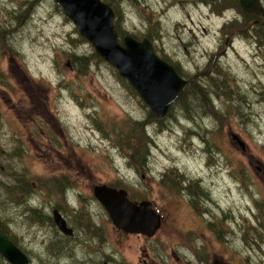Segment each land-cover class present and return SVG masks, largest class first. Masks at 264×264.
Masks as SVG:
<instances>
[{
    "label": "rangeland",
    "instance_id": "1",
    "mask_svg": "<svg viewBox=\"0 0 264 264\" xmlns=\"http://www.w3.org/2000/svg\"><path fill=\"white\" fill-rule=\"evenodd\" d=\"M224 1L115 0L190 82L158 118L53 0H0V233L30 264H264V22ZM102 182L157 206L153 239L120 246Z\"/></svg>",
    "mask_w": 264,
    "mask_h": 264
},
{
    "label": "water",
    "instance_id": "2",
    "mask_svg": "<svg viewBox=\"0 0 264 264\" xmlns=\"http://www.w3.org/2000/svg\"><path fill=\"white\" fill-rule=\"evenodd\" d=\"M88 40L95 52L110 62L120 76L129 81L138 95L158 117L166 114L178 97L186 80L172 65L160 59L147 39L136 41L124 37L123 46L117 43L112 24L113 12L101 0H53ZM242 9L263 17L260 0H239ZM143 56V57H142ZM94 194L109 213L113 224L126 232H141L151 236L160 226L159 215L148 201L131 202L124 190L96 186ZM56 226L70 233L57 210H53ZM0 255L11 264H27L26 255L5 235L0 233Z\"/></svg>",
    "mask_w": 264,
    "mask_h": 264
},
{
    "label": "flooded vegetation",
    "instance_id": "3",
    "mask_svg": "<svg viewBox=\"0 0 264 264\" xmlns=\"http://www.w3.org/2000/svg\"><path fill=\"white\" fill-rule=\"evenodd\" d=\"M56 208L60 211V214L62 215V217L66 221L67 225H69L70 224V221L69 220L72 217L69 216V215H66L65 213H63V211L60 210L58 207H56ZM113 236H117L119 238V240L121 241L120 246L123 245V240L125 241L128 236H131V237H134V238H140V237H143L144 239L148 238V237H146L144 235H141V234H138V233H126V232H124L121 229H118L116 227L113 230ZM150 239H153V237L149 238L148 240H150ZM109 244H110V250L108 252L107 258L109 259V263H115L116 264V262L114 261L115 258H116V255L121 256V253H120V251L118 249H116V247L110 241H109ZM167 246H168V244H165L164 242L155 241L154 242V245H153V248H154L155 251H157V253L159 254V256H162V255H160V253L162 251H164V256L166 257L167 251L165 249H166ZM146 256H147V254H146ZM160 258L162 260L163 259V256L160 257ZM139 262H144L145 263L146 260H144V258H142L141 261H139ZM218 264H223V263L220 262Z\"/></svg>",
    "mask_w": 264,
    "mask_h": 264
},
{
    "label": "trees",
    "instance_id": "4",
    "mask_svg": "<svg viewBox=\"0 0 264 264\" xmlns=\"http://www.w3.org/2000/svg\"><path fill=\"white\" fill-rule=\"evenodd\" d=\"M224 1V0H223ZM105 2L109 5V6H111V8H112V10L114 11V13H115V17H118L119 16V10H118V5L116 4V2H115V0H114V2H113V0H108V1H106L105 0ZM229 2H231V0H225L224 1V6L226 5V6H228V3ZM236 3H237V8L240 10V6H239V4H238V1L236 0L235 1ZM115 7L117 8V10L115 9ZM243 16L245 17L246 15H245V13L243 12ZM245 23H246V19L242 22V24L240 23L239 24V28H241L242 30H240V31H242V33H245L246 32V25H245ZM114 26H115V29H116V32H117V34H118V36H120L119 38H122V36H121V32L119 31V29H117V24L115 23V21H114ZM253 30L256 32V33H258V30L256 29V28H253ZM175 68H178V67H175ZM190 85V82H189V80H188V83H187V85L185 86V88L186 87H188ZM185 88H184V90H185ZM184 90L182 91V93L184 92ZM183 98H184V93L182 94V95H180V98L178 99V101H177V103L178 102H182V104H180L181 106L185 103L184 101H183ZM148 114H152L150 111H148Z\"/></svg>",
    "mask_w": 264,
    "mask_h": 264
},
{
    "label": "bare ground",
    "instance_id": "5",
    "mask_svg": "<svg viewBox=\"0 0 264 264\" xmlns=\"http://www.w3.org/2000/svg\"><path fill=\"white\" fill-rule=\"evenodd\" d=\"M58 188V187H57ZM75 198V197H74ZM66 201V200H65ZM74 243V242H73ZM151 243V242H150ZM150 245V244H149ZM143 246V245H142ZM148 258V257H147Z\"/></svg>",
    "mask_w": 264,
    "mask_h": 264
}]
</instances>
